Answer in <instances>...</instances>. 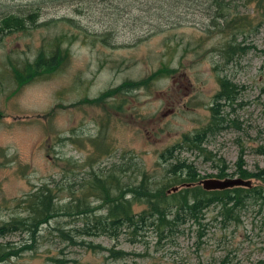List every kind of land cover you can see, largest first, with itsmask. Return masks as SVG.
<instances>
[{"label":"rangeland","instance_id":"rangeland-1","mask_svg":"<svg viewBox=\"0 0 264 264\" xmlns=\"http://www.w3.org/2000/svg\"><path fill=\"white\" fill-rule=\"evenodd\" d=\"M224 1L221 13L212 0H181L169 16L162 0H0V20L33 17L29 29L0 36V225L28 222L27 201L41 189L70 211L0 237L5 263L264 264V193L181 216L170 233L156 224L72 237L85 219L70 204L104 209L89 189L94 177L158 184L181 163V178L197 184L245 171L250 190H264L253 177L264 168V0ZM220 15L247 26L225 30ZM61 36L60 69L18 84ZM221 78L232 97L216 104ZM176 147L172 160L161 156Z\"/></svg>","mask_w":264,"mask_h":264},{"label":"trees","instance_id":"trees-1","mask_svg":"<svg viewBox=\"0 0 264 264\" xmlns=\"http://www.w3.org/2000/svg\"><path fill=\"white\" fill-rule=\"evenodd\" d=\"M93 1V0H90ZM107 2L110 6L113 1L116 0H101ZM124 1V0H120ZM164 4L169 7V16H173L174 8L181 3V0H162ZM215 6L218 8V12L225 10L224 0H212ZM260 0H249V2H259ZM109 7V8H110ZM77 15V9L74 10ZM229 15L216 16L213 19L223 20V28L225 30H241L244 29L247 24L240 19L239 22L234 20H226ZM27 19L29 21H27ZM33 22V17L27 16V18H21L14 15H5L0 20V36L6 32H22L28 28V24ZM83 33L87 34L86 31ZM113 35V32H111ZM65 37H57L52 43V51L49 54H45L40 50L32 63H26L23 67L24 72L18 73L16 82L20 85L25 82L29 83L30 77H36V72L39 68L45 69L47 75H51L58 71L61 65L66 60L68 48L63 49ZM28 78V79H27ZM221 91L215 96L214 101L216 104L220 101H228L232 97V86L225 79L218 80ZM139 85H144L145 82H139ZM215 105V107H218ZM207 129L201 131L204 134ZM186 139V137H185ZM201 135L195 136V142H200ZM184 140V137H183ZM182 148V145H181ZM177 147L164 152L161 156L166 155L167 160L174 158L173 153L177 151ZM260 154L264 156V151H260ZM181 163L174 166H170L167 170V177L161 178L158 184H151L146 177H142L137 184H127L122 181H118L115 177L106 178L101 180L94 177V182L90 184L91 194H98V201L104 205L102 212H90V203L85 202V198L77 199L74 204H70V210L75 212L78 216H83L85 221L83 222L84 228L78 231H73L72 237H98L102 234H108L109 236L117 233L118 230L128 229L132 233H136L142 230L144 227H151L154 225H166L168 227V233L173 232L175 225L181 220V216L186 220H196L197 216L215 203H225L236 205L243 196L253 194L258 197L263 195V188L259 189H244L235 188L224 191H204L196 183V179L187 175L181 178V172L185 169ZM238 167H241L238 164ZM241 179H247L251 175L245 171H239L238 173ZM219 177L224 174L218 175ZM256 180L264 184V168L258 171L254 176ZM191 185L188 188H181L175 193L167 194L174 187H182ZM233 193V194H232ZM250 196V195H249ZM251 197V196H250ZM30 207V219L28 222L12 220L9 223L0 225V237L6 234L23 228L27 232H36L38 228L48 222L54 216L58 215L59 211L70 212L69 208L62 210L54 204V197L47 189H41L38 193L34 194L27 201ZM142 205L145 209L135 211L134 206ZM89 214V215H88ZM171 215V219L168 216ZM156 225V226H157ZM159 227V226H158ZM83 243H85L83 241ZM8 251L0 248V264H8L6 258Z\"/></svg>","mask_w":264,"mask_h":264},{"label":"water","instance_id":"water-1","mask_svg":"<svg viewBox=\"0 0 264 264\" xmlns=\"http://www.w3.org/2000/svg\"><path fill=\"white\" fill-rule=\"evenodd\" d=\"M191 185H186L182 187H174L167 194L175 193L181 188H188ZM204 191H224L233 188H245L250 189L252 187V181L241 179V178H225V179H207L202 180L198 183Z\"/></svg>","mask_w":264,"mask_h":264}]
</instances>
